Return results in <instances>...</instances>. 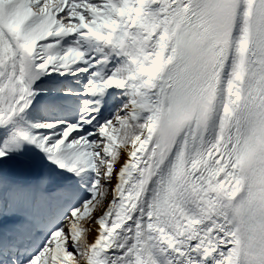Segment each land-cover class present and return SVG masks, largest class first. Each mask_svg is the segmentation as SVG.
<instances>
[{
    "label": "snow or ice",
    "instance_id": "1",
    "mask_svg": "<svg viewBox=\"0 0 264 264\" xmlns=\"http://www.w3.org/2000/svg\"><path fill=\"white\" fill-rule=\"evenodd\" d=\"M0 264H264V0H0Z\"/></svg>",
    "mask_w": 264,
    "mask_h": 264
}]
</instances>
